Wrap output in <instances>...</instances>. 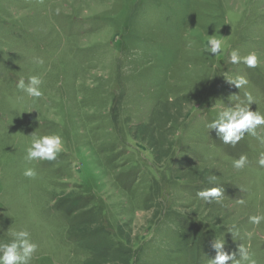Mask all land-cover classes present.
<instances>
[{"label": "rangeland", "instance_id": "obj_1", "mask_svg": "<svg viewBox=\"0 0 264 264\" xmlns=\"http://www.w3.org/2000/svg\"><path fill=\"white\" fill-rule=\"evenodd\" d=\"M33 75L38 99L17 87ZM237 106L264 115V0H0V243L28 231L29 264H210L224 240L264 264V143L207 127ZM44 135L62 151L27 161Z\"/></svg>", "mask_w": 264, "mask_h": 264}, {"label": "clouds", "instance_id": "obj_2", "mask_svg": "<svg viewBox=\"0 0 264 264\" xmlns=\"http://www.w3.org/2000/svg\"><path fill=\"white\" fill-rule=\"evenodd\" d=\"M56 14L60 13V9H55ZM224 48L223 41L220 38L208 37L204 46L205 52H210L214 56L221 54ZM228 60L233 64L243 63L249 68L258 66L259 60L256 53H249L246 56H241L238 50H232L228 53ZM29 85L25 84V80L21 78L18 83V89L25 92L28 96L38 99L43 93L39 86L42 83L38 76H30L28 78ZM237 88H241L248 83V80L243 76H238L233 80H229ZM38 86V87H37ZM251 102L252 97L246 94ZM264 126V115L258 111H252L248 107L227 108L218 112L216 117L207 125L210 129H218L220 139L224 144H231L235 146L245 136V133L256 137L264 143V137L260 136L257 129ZM62 139L58 135H44L36 137L32 140L31 145L26 149L27 161L33 160H54L57 155L62 151ZM248 163L246 155H241L238 159L233 161L232 167L239 171L243 170ZM258 164L264 168V154H261ZM23 175L28 178H34L36 172L32 168H26ZM209 184H214L217 177L209 175L207 177ZM222 190L219 187H211L207 190L200 191L198 196L207 204L219 203L222 197ZM239 204H245L243 199L238 201ZM249 221L253 225H260L264 222V215H254L249 217ZM234 227V226H233ZM13 239L10 243H0V264H29L33 253L37 249V245L30 239V233L25 230L15 231L12 233ZM224 240H217L214 243V248L217 250V255L214 259L210 260V264H227L232 261V264H256L247 248L240 247V258L237 260L235 254H228L220 251L224 247Z\"/></svg>", "mask_w": 264, "mask_h": 264}]
</instances>
